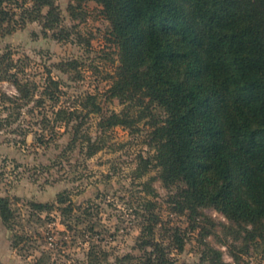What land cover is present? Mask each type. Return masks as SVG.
<instances>
[{
    "label": "trees",
    "instance_id": "1",
    "mask_svg": "<svg viewBox=\"0 0 264 264\" xmlns=\"http://www.w3.org/2000/svg\"><path fill=\"white\" fill-rule=\"evenodd\" d=\"M88 1L75 0L68 10L78 17ZM24 2L0 0V35L13 31L17 22L13 21L16 13L4 5L22 7ZM94 2L102 6L100 13L109 22L110 36L117 47L119 64L110 76L109 98L122 103L139 94L137 104L148 97L144 110L155 104L162 112L152 122L149 134L150 145L157 152L150 158L140 157L136 175L147 171L149 165L159 166L157 179L166 189H176L171 201L176 212L187 213L197 224L194 228L206 230L204 236L211 234L204 226L216 225L200 209L211 208L229 219V225L223 227L233 241L254 242L256 237L264 241V0ZM44 5L49 9L43 17V28H56L59 13L52 6L53 0H32L31 8L20 13V23L40 20L39 10ZM57 30L61 32L60 27ZM10 56V52L0 56V80L10 81L20 95L14 100L3 97L12 103L17 99L26 103L37 85L20 84L16 74L9 73L17 64ZM57 66L68 72L76 68V62ZM59 90V82L48 77L41 97L48 98L53 106L59 101ZM96 99L95 95H86L81 108L87 109V114H99ZM43 102L35 101L38 106ZM79 117L80 112L61 108L54 121L68 124ZM135 122L125 110L102 117L99 125L107 130L117 125L131 128ZM38 140L42 142L40 136ZM99 148L90 144L88 155ZM152 160L157 164H151ZM145 186L154 193L149 183ZM56 202L65 204L56 209L64 218H71L74 207L80 210L66 191L57 195ZM9 203L8 198L0 197V218L5 222L13 217ZM29 205L35 211L54 207L46 203ZM155 223L144 225L138 237V248L144 256L125 255L116 264H170L153 239ZM249 223L251 230H245ZM24 239L17 237L14 245ZM89 256L95 259L92 252ZM204 261L221 264L220 253L209 247Z\"/></svg>",
    "mask_w": 264,
    "mask_h": 264
},
{
    "label": "clouds",
    "instance_id": "2",
    "mask_svg": "<svg viewBox=\"0 0 264 264\" xmlns=\"http://www.w3.org/2000/svg\"><path fill=\"white\" fill-rule=\"evenodd\" d=\"M71 2L74 6L75 0H71ZM17 3H20V0H17ZM68 3L69 0H53L52 6L59 13V23L56 28H43L46 22L43 17L47 15L49 9L48 5H44L39 10L40 20L28 22L25 19L24 27L16 25L13 31L0 38V53L5 51L4 45H8L7 50L12 53L10 59L13 64H16L18 60L22 62L17 65L22 68L21 72H17V67H12L8 70L9 73H15L20 84L35 83L38 85L26 103L20 99L16 100V104H19L20 107L17 108L8 100L0 104V122L8 121L5 127L0 128V197H9V209L13 212V217L6 222L0 218V264H116V260L126 253L138 256L139 250H134L132 246L139 237L142 227L139 224V217L133 215V210L142 212L144 202L160 203L168 191L162 186V181L159 179L153 180L151 183V188L156 195L151 192L146 193L141 189V185L156 177L161 169L159 166L152 168L149 165L147 171L137 176L135 173L138 161L134 157L137 152H140L142 156L145 153L148 156H154L157 149L141 143H137L131 148L127 146L119 148L120 144L126 145L131 137L126 129H122L118 125L114 126L111 138L104 142L103 147L93 154L87 155V144L95 143L98 135L96 125L100 118L95 114L90 116L88 124L85 125L87 132L85 133V128L81 129V136L86 134L89 140L79 139L72 144L71 148L68 147L72 137L71 128L76 123V120L73 119L68 124L59 121L54 125V139L47 147L35 145L34 133L39 135L43 131L46 138L49 135L47 129L42 130L38 123H33L42 118L37 115L41 109L33 107L37 99L44 100L42 105L44 115L47 116L49 122H52L55 113L61 108H66L69 112L84 111L79 103L71 104V101L75 100L77 96L83 98L85 92L96 95L97 92L110 87V82H104L97 88L91 72L86 67L81 69L84 79L78 82L79 87L71 86L73 82L68 79L70 73L66 74L53 69L51 78L63 80L64 84L69 85L67 88L63 84L60 85L61 90L67 92L68 95L61 96L59 102L52 106L51 111L48 110L51 101L46 97H41L45 79L44 66H50L53 62L60 61L65 55L56 41L50 39L51 32L56 31L59 27L78 24L76 31L82 35L91 32L96 38L90 42L91 50L87 53V60H84L82 47L65 44L64 48L69 50L72 58L84 60L85 64L91 62L98 66L101 65V62L94 61L92 58L104 47L102 37L104 30L109 26V22L103 16H97V12L102 10V6L96 4L94 0H89L85 23L79 24L78 20H72L68 12L65 11ZM31 6L32 0H26L22 7H16L13 4L4 5L5 9L11 8L16 13L13 21H18L20 13ZM93 8L96 9V12L92 11ZM42 28L48 35H40ZM33 31L37 34L35 40L30 35ZM25 57H27L26 63L24 62ZM101 70L113 71L110 67H103ZM0 91L11 98H17L20 95L17 87L7 80H0ZM138 96L139 94L132 99H124L122 103L118 98L113 97L107 102V107L110 112L119 114L127 110L131 116L137 117L136 127L143 130L140 133V136H143L145 132L151 131L146 123L150 117L148 115L140 116L144 111V105L148 103V97H144L143 103L137 104ZM65 100H68L69 103L65 104ZM28 109H32L31 115L28 114ZM150 110L157 111L155 104ZM17 112L19 116H17ZM18 126L21 130H25L22 137L11 131ZM20 139H23V144L19 143ZM113 145L117 147L110 148ZM62 152L64 154L61 156ZM125 152H130V154L125 155ZM151 164H157V161L152 160ZM114 165L118 169L115 172H113ZM105 176L108 177L107 180L104 179ZM46 180L48 183H45ZM65 190L73 204L80 206L79 211L75 207L73 208L72 216L67 220L56 210L65 206V204L56 202L57 194ZM175 190L173 187L171 191L175 192ZM97 192L102 195L97 197ZM113 192L117 193L116 196L112 195ZM119 196H123L124 199H119ZM12 197H17V200L12 202ZM130 198L136 201L131 206L127 203ZM33 199L49 202L54 207L50 212L40 211L30 216V210L24 201ZM85 201L98 205L96 214L87 219L82 215L84 209L89 207ZM166 207L167 205H162V208ZM200 211L217 225L216 234L222 235L218 226L220 224L228 226L229 219L216 209H200ZM169 215L175 216V214L161 211L162 220ZM46 216L54 218L51 223L44 222ZM76 217H81L82 222L77 223ZM180 220L184 221L180 227L186 228L187 221L183 216L180 217ZM199 220L198 217V223ZM89 223H95L94 231L98 235H93L86 230ZM173 223H175V219ZM67 225H71V231ZM159 228L160 225L157 224L153 239H159L155 234ZM251 228L250 223L245 225V230H251ZM199 233L200 227H196L186 234L189 239L185 240L182 251L177 252L174 248L169 251L168 256L174 260L175 264H181V262L198 264L200 257V245L197 244ZM243 235L244 232H241L240 236L243 237ZM17 237H26V239L20 240L14 245ZM226 239V243L218 244L213 235L209 234L204 237V240L220 253L221 264H264V241L259 237H256L254 242H245L242 239L233 241L231 236ZM161 243L166 245L168 241L164 240ZM245 243H248L247 250L239 251L238 249L243 248ZM231 244H235L236 248L233 249L232 254H229V245ZM146 250L151 251V248ZM89 252L93 253L94 260L89 256ZM131 264H137V262L132 261Z\"/></svg>",
    "mask_w": 264,
    "mask_h": 264
},
{
    "label": "rangeland",
    "instance_id": "3",
    "mask_svg": "<svg viewBox=\"0 0 264 264\" xmlns=\"http://www.w3.org/2000/svg\"><path fill=\"white\" fill-rule=\"evenodd\" d=\"M15 1H17V0H15ZM70 3H71V0H69V3H68V5H67V7L65 9V11L68 12L69 17L72 20H78L79 24L85 23V17H86V15H88V12H87L86 9H87V4L89 3V1L85 2L83 4L82 12H80L78 14V17H75L74 15H72L70 13V11L68 10V6H69ZM13 5H15V3H13ZM9 9H11V8H9ZM92 11L96 12V9L93 8ZM97 16H102L100 11L97 12ZM27 21L31 22L30 20H27ZM17 22H18V24H17ZM17 22H16V25H19L20 27H24L25 21L23 23H20V20H18ZM78 26H79L78 24H72L70 27H60L61 32L60 31L58 32V30L51 32L50 39L53 40V41H56L57 45L59 47H61V49H63L65 55L61 58L60 61L53 62L50 66H44V73H45L44 87L47 85L48 77H51L52 70L53 69H57L60 72H62L60 70V68H58L57 65L59 63H61V62H67V61H75L76 62V68L75 69L69 70L68 72H63V73H66V74L70 73L68 75V79L73 82V84L71 85L72 87H79V83L78 82L84 79V76H83V74L81 72V69H83L85 67L91 72V74H92V76L94 78V83L96 84L97 88H99L100 84H102L104 82H110V84H111L110 76H112L114 74L115 69H116V67H117V65L119 63L117 62L118 61L117 47L112 42V39H111V36H110V25L104 30V34H103V37H102V39L104 41V47L101 48L99 50V52L96 54V56H94L92 58V60H94V61L101 62V65H99V66L97 64L91 63V62L87 63V64L84 63V60L88 59L87 53L91 50L90 42L93 39H95L96 37L91 32H87L86 34L82 35L80 32L76 31ZM97 32H99V29H97ZM5 35H7V34H5ZM5 35H0V38H3V36H5ZM30 35H31L32 39H34V40L37 38V34L34 31L31 32ZM40 35L41 36H46L48 34L45 33L43 31V28H42L41 32H40ZM65 44H67V45H73L74 44V45H76L78 47H82L83 48V52H84V60H81L79 58H72V54L69 52V50L64 48ZM4 48H5V51L0 53V56H2L5 53L10 52V51L7 50L8 49V45H4ZM10 54L12 55L11 52H10ZM26 61H27V57H25L24 62L26 63ZM16 63L17 64H16L15 67H17V65L21 64L22 62L20 60H18ZM103 67H110V68L113 69V71L112 72L102 71L101 69ZM21 71H22V68L17 67V72H21ZM57 81L59 82V89H60L59 90L60 91L59 92V96L60 97L61 96H67L68 95L67 92L62 91L61 88H60V85L63 84L65 88L69 87V85L64 84L63 80L57 79ZM37 87H38V85H37ZM44 87H43V89H44ZM108 88L109 87H106L105 89H103V91L97 92V94L95 95L96 98H97L96 102L100 105V108H101L100 113L99 114H95L96 116H99V118H100L98 123H97V125H96V129L98 131V135L96 136V142L95 143L89 142L87 144V155H88V147L90 146V144L96 145L98 147H103L104 146V142L107 139H110L111 135H112V129L114 127L110 128V129H107V130H104L103 127L101 125H99V122L101 121L102 117L108 116L109 114L112 113V112L109 111V109L107 107V102L111 100V98H109V95L107 93ZM3 95H5V94L2 91H0V104H3V102L6 100V99H4ZM86 95H91V94H88L87 92H85L84 95H83V98H81L80 96H77L75 100L71 101V104L79 103L80 107H82L81 106V102H82V100L84 99V97ZM6 97H8V96H6ZM100 97H103V99H100ZM9 98L11 100L15 99V98H11V97H9ZM10 103H12V102H10ZM64 103L68 104L69 101L65 100ZM12 104L17 106L16 103H12ZM43 104H44V102H43ZM51 105H52V102H51ZM51 105H49V108H48L49 111H51V109H52ZM33 107L41 109V111L38 112L37 115H40L42 117L40 121L33 122V123H38L42 130L43 129H47L48 132H49V135L47 136V138L43 135V131L39 135L34 133L35 145L36 146L44 145L45 147H47V145L54 139V135L55 134H54L53 128H54V125L56 123H58V122H55L54 119H53L52 122H49L47 116L44 115V109H43L42 106H38L35 103L33 105ZM151 108H152V106H149V108L147 110H144L140 114L141 117H143L144 115H148L150 117V119L146 122L147 126L149 128H151V124L154 121V119L157 118L162 113L161 110L158 107H156L157 111H155V112L151 111L150 110ZM5 110H7V109L5 108ZM31 113H32V109H28V114L31 115ZM91 115H92V113L87 114V109H84L83 112H80V117L75 119L76 123L74 125H72V128H71L72 137H71V140L69 141V145H68L69 148H71L72 144L74 142H77L79 139L89 140V137L86 134L81 136V129L85 128V125L88 124V121H89V118H90ZM17 116H19L18 112H17ZM133 119H135L136 122L134 123V125L131 128L121 127L122 129H126L127 130L128 135L131 137V139L127 141L126 145L125 144H120L118 147L119 148H125L127 146L128 148H131L132 146L136 145L137 143H141V144H146V145H148L151 148V145H150V142H149L150 131L145 132L143 136H140V133L143 130L141 128H137L136 127V123H137V119L138 118L137 117H133ZM0 123H1V127L0 128H3V127H5L7 125L8 121L5 120V121H2ZM11 131L16 132L21 137L25 134V130H21L19 128V126L16 129H12ZM86 132H87V129L85 128V133ZM39 136L41 137L42 142H40V140H38ZM19 143L23 144L24 143L23 139H20ZM116 147L117 146H114V145L110 146V148H112V149H115ZM63 154L64 153L62 152L60 155L62 156ZM124 154L125 155H129L130 152H125ZM140 157L150 158L151 156H148L146 153L142 156L140 154V152H137L135 157H134V159L136 161H138V165L140 164V162H139L140 161ZM121 163H123V161H121ZM49 167H51V165H49ZM117 170L118 169L114 165L113 166V172H115ZM139 171H142V168ZM135 175H136V173H135ZM104 179L107 180L108 177L105 176ZM156 179H157V176L151 178V180L148 182L150 184V186H151L152 181L156 180ZM45 183H48V181L46 180ZM41 187H43V186L41 185ZM141 189L144 192H146V193H150V192H148V188H146L145 184L141 185ZM167 190L168 191H167L166 197L164 199H162V201L160 203H157V202H154V201L144 202L143 205H142L143 211L139 212L136 209H134L133 210V215L139 217V224H140L141 227H143L144 225L152 224L154 221H156L154 230L156 229V225L157 224L160 225L159 230L156 231V233H155L158 236L159 239L158 240L155 239V241L161 245V248H162L166 258L170 261V264H175L174 260L169 258L168 253L173 248L176 249L177 252H180V251L183 250L185 240L189 239V237L186 234L191 232V231H193L195 229L194 227H195L196 222H192L190 220V218L188 217L187 213H185V212L184 213L176 212L175 205L173 203H171L173 195H174L175 192H172L171 191L172 189H167ZM65 191L68 194L67 190H65ZM61 192H63V191H61ZM61 192H59V193H61ZM116 194H117L116 192L112 193L113 196H116ZM101 195L102 194L99 193V192L96 193L97 197H99ZM153 195H156V193L154 192ZM4 197L9 199V197H7V196H4ZM118 198L121 199V200L124 199L123 196H119ZM11 200H12V202H15L17 200V197H12ZM85 202L89 204V207L85 208L89 214H85V211H83L82 215H83V217L85 219H87V218H90L92 215L96 214V210L98 209V205H93V204H91L90 201H85ZM24 203L27 206V208L30 210L29 211V215L30 216L35 215L36 213L40 212V211L33 210L30 207V205H29L30 203L51 204L49 202H40V201H37L35 199L26 200V201H24ZM127 203H128L129 206H131L132 204L136 203V201L130 198ZM162 205H167V207L166 208H162ZM109 206H111V205H109ZM43 211L50 212L51 210H49V211L48 210H43ZM57 211L61 214V212L59 210H57ZM77 211H79V210H77ZM161 211H166V212H168L170 214H175V216L173 217L172 215H169V216L165 217L162 220L161 219ZM182 216L184 217V220L187 221V227L183 228V229L180 227V224L184 223V221L180 220V217H182ZM37 219H39V218L37 217ZM53 219L54 218H52V217L46 216L44 218V222L51 223ZM67 219H69V218H65V220H67ZM75 219H76L77 223L82 222L81 217L78 218L79 220H77V218H75ZM174 219H175V223H173ZM61 222L63 223V221H61ZM69 226L70 227H68V229H69V231H71V225H69ZM90 227H92L93 230L90 231L89 230ZM94 228H95V223H89L87 228H86V230L88 232L92 233L93 235H98V233H96L94 231ZM204 228L210 230L211 235H213L216 243L219 244V243H226L227 242L226 238L229 237V234H227V230H226V228L223 227V224H220L218 226L219 231H220V233H222V235H217L216 234L217 225L215 227H210V226L207 225V226H204ZM154 230H153V235H154ZM205 231L204 230H202V231L200 230L199 238L197 240V244L200 245V248H199L200 257H199L198 264H203V263L207 264L206 261H204V257H205L206 252L208 251V248L209 247L212 248L211 245L204 240ZM61 235H63V233H61ZM81 235H82V233H81ZM164 240L168 241V243L166 245H162V243H161ZM137 241H138V238L136 239V242L134 243L132 248L134 250H139L140 254L138 256H133L131 253H126L123 256H125V255H131L133 257L144 256V252L138 248V244H137L138 242ZM178 241L182 244V249L181 250H179V248H178V245H179ZM247 247H248V245L247 246L244 245L243 248L238 249V250L239 251H246ZM235 248H236L235 244L229 245V254ZM189 251H192V249H189ZM181 264H184V262H181Z\"/></svg>",
    "mask_w": 264,
    "mask_h": 264
}]
</instances>
